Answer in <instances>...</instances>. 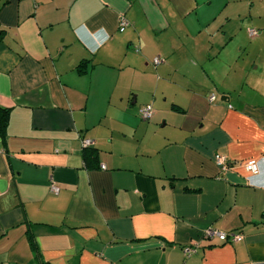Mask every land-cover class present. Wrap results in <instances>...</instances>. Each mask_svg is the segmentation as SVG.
<instances>
[{"label": "crops", "instance_id": "0c3cea01", "mask_svg": "<svg viewBox=\"0 0 264 264\" xmlns=\"http://www.w3.org/2000/svg\"><path fill=\"white\" fill-rule=\"evenodd\" d=\"M0 107V264H264V0H0Z\"/></svg>", "mask_w": 264, "mask_h": 264}, {"label": "built area", "instance_id": "2783aa9c", "mask_svg": "<svg viewBox=\"0 0 264 264\" xmlns=\"http://www.w3.org/2000/svg\"><path fill=\"white\" fill-rule=\"evenodd\" d=\"M128 26L127 21L121 17L118 21V31L122 32L124 31V29ZM249 36L254 37L256 36V31L250 30L248 31ZM160 63V60L158 58L153 59V64L157 65ZM153 116L152 110L150 108H141L139 110V117L143 120V121H150L151 118ZM81 146L83 148H87L92 146V141L88 140V139H84L81 141ZM214 163L215 165L220 169V170H224L226 168V158L222 155H215L214 156ZM264 167V161L263 160H248L245 164H244V169L247 173H249L251 175V177H256L260 171L261 168ZM101 169H104L103 166H101ZM249 184L252 185V182L249 181ZM50 191L53 194H58L59 189L55 186H51L50 187ZM203 238L206 240H211V239H216L217 241H219L220 243H224V244H233V243H237L239 241H241V235L236 234V233H221L212 229H207L204 234H203ZM194 248H190V247H184L182 249V253L185 257H188L190 254L194 253Z\"/></svg>", "mask_w": 264, "mask_h": 264}, {"label": "trees", "instance_id": "16d2710c", "mask_svg": "<svg viewBox=\"0 0 264 264\" xmlns=\"http://www.w3.org/2000/svg\"><path fill=\"white\" fill-rule=\"evenodd\" d=\"M6 122H7V110L0 107V134L3 132ZM39 264H42V263L40 262Z\"/></svg>", "mask_w": 264, "mask_h": 264}, {"label": "rangeland", "instance_id": "374dc122", "mask_svg": "<svg viewBox=\"0 0 264 264\" xmlns=\"http://www.w3.org/2000/svg\"><path fill=\"white\" fill-rule=\"evenodd\" d=\"M251 50L254 51V52H256L257 51V48L256 47H252Z\"/></svg>", "mask_w": 264, "mask_h": 264}]
</instances>
